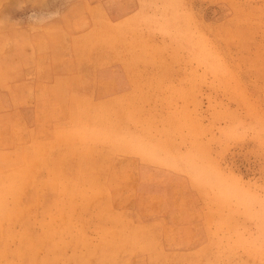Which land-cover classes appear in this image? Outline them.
<instances>
[{"label": "rangeland", "instance_id": "rangeland-1", "mask_svg": "<svg viewBox=\"0 0 264 264\" xmlns=\"http://www.w3.org/2000/svg\"><path fill=\"white\" fill-rule=\"evenodd\" d=\"M114 2L100 63L135 84L111 121L124 175L40 159L0 119V264H264V0Z\"/></svg>", "mask_w": 264, "mask_h": 264}, {"label": "crops", "instance_id": "crops-1", "mask_svg": "<svg viewBox=\"0 0 264 264\" xmlns=\"http://www.w3.org/2000/svg\"><path fill=\"white\" fill-rule=\"evenodd\" d=\"M110 3L0 0V70L16 73L10 95L0 88V119L17 118V133L32 135L40 159L54 151L90 156L81 165L97 168L96 178L124 175L111 121L115 104L135 95L125 67L100 63V22H110Z\"/></svg>", "mask_w": 264, "mask_h": 264}]
</instances>
